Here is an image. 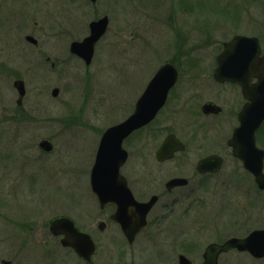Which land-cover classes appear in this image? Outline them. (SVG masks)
Here are the masks:
<instances>
[{
  "label": "rangeland",
  "instance_id": "1",
  "mask_svg": "<svg viewBox=\"0 0 264 264\" xmlns=\"http://www.w3.org/2000/svg\"><path fill=\"white\" fill-rule=\"evenodd\" d=\"M41 2L56 9L62 6L57 13L43 11L44 32L39 36V48L57 61L56 69L51 70V62H45L41 50L26 45L21 59L27 88L26 120L21 122L12 119L18 97L14 81L0 80L1 206L41 209L46 224L56 215L72 216L92 233L98 246L97 264H155L165 253L166 264H179L180 253L195 264L198 250L209 242L203 232H197L202 203L208 208L207 219L216 216L217 221L229 211L226 187L216 178L201 181L195 172L198 158L211 146L203 138L206 131L200 129L196 108L210 96L206 87L213 85L206 64L211 62L213 67L223 41L250 30L246 14L257 15L260 10L264 14V0H98L95 4L76 0L73 28L67 0ZM104 14L110 17L108 32L97 43L92 63L86 65L69 52L70 42L85 36L89 21ZM15 61L18 67L19 58ZM165 61L178 68L179 81L166 109L124 142L129 157L122 172L143 199L173 176L189 178L187 186L166 196V252L155 251L162 241L153 239L155 234L147 236L153 232L152 226L130 246L110 220L114 207L101 210L90 184L102 132L133 112ZM56 86L60 93L53 97ZM169 132L176 133L188 147L159 163L155 152ZM43 138L54 144L49 155L38 147ZM9 172L20 175L19 184L6 186ZM11 178L10 182L16 180ZM32 189L36 192L33 197ZM236 204H241L239 198ZM22 216L19 211L8 217ZM102 219L108 225L101 231L98 222ZM1 258L15 264H85L72 248L50 239L39 249L24 246L22 239L0 240V264ZM236 260V264H247L246 258Z\"/></svg>",
  "mask_w": 264,
  "mask_h": 264
},
{
  "label": "flooded vegetation",
  "instance_id": "2",
  "mask_svg": "<svg viewBox=\"0 0 264 264\" xmlns=\"http://www.w3.org/2000/svg\"><path fill=\"white\" fill-rule=\"evenodd\" d=\"M0 1V80L11 78L14 81V87L15 81L24 80L23 74L25 73V67H23L21 59L25 58L26 45H30L35 49L41 50V53L45 58V62L47 64L51 62V70H55L57 61H53L50 56H46V53L43 49H40L41 46L39 36L41 37L43 34L42 32H44L42 28L43 23L41 20L43 11L45 10L50 12L52 10V12L55 11L57 13L58 10L61 11L60 9L62 8V6L61 8L60 6H58V9H56V7L51 8L49 4L43 5V3L41 2L42 0ZM46 1L49 2L52 0ZM75 1L76 0H67V12L70 17V27H72L71 25H73L74 23V8L76 5ZM87 1L95 4L98 0H96L95 2H92L91 0ZM248 12H251V10H249ZM261 12L262 10H260V13H258L257 15L246 14V20L249 23L250 30L246 33H236L228 40L223 41L221 49L215 54V63L213 67H211V62L206 64V62L203 61V63L208 66L206 74L211 79L213 85L210 87H206L210 96L208 98H205L204 101L199 105L197 104V107L195 105V107L197 108V114L200 118V120L198 121L200 129L206 131V133L203 134L205 135L203 136V138L206 139L207 143L211 146L210 150L207 153L198 158L197 162L195 163V172L196 175L201 178V181L209 180V178H216V181L220 184V186L223 184L226 187V191L228 192L229 211L227 216H220L217 221L216 216L207 219L206 214L208 208H205L204 202L202 203V213L200 211L202 217H200V219L198 220L201 221L199 222V228L197 232H203L205 234V237H208L209 242L198 250V259L195 264L205 263L207 248L210 244L215 243L219 247H221L224 246L228 242V240L232 238H246L250 237L253 233H255L254 237L249 243V247L247 249L241 250L238 247H228L227 249L221 248L217 253L216 263L236 264V259L242 258L243 260V258H246L247 264H264V84L262 80V76L264 75V63L259 64L254 68L250 65H245L243 67L244 70H246L244 73L240 72V70H242L243 68H239L238 73L233 74L234 77L244 78L246 80L244 84L237 82L231 78L226 80H219L215 75V71L218 66V55L224 49L225 44L237 35H245L248 37L256 38V41H250L249 44L252 47L258 46L260 49L259 57H264V14H261ZM103 16L108 15L104 14L102 16H97L93 20L89 21V30L85 36L77 39L72 38L69 45V52L72 55L85 62L83 57L71 51V44L74 41H82L85 37L90 35V23ZM108 18L110 25V17L108 16ZM108 29L109 26L102 37L96 42L92 61L95 56L96 45L106 35ZM212 41L213 40H211L209 44H212ZM17 57L19 58L18 67H16L15 61ZM165 63L166 61L163 64ZM230 67L232 69H237L239 66L236 65L235 62H232L230 64ZM178 81L170 89L166 103L160 110V112L166 109L168 101L170 97H172L171 94ZM15 89L17 91L18 97L16 99V107H13V110L11 109L13 114L12 119L14 122H21L26 120V110L23 104L27 95V88L21 103L19 102V92L16 87ZM52 96L57 97L53 94ZM208 103L214 104L217 110L207 111L205 106ZM8 111H10V108L8 109ZM160 112L158 113V115L160 114ZM5 118L6 117H3L1 121L3 122ZM241 126H243L244 128V136L241 138H236V140H234L236 130ZM223 128H227V131L225 132ZM106 129L102 132V135L106 131ZM135 132H137V130L132 132L125 139V141ZM178 138L181 140V142H183L184 149L176 151L173 157L165 159L163 161L158 160L155 154L156 160L159 163H164L168 160H171L176 154L187 149L188 144L180 137ZM43 140H48L52 143L51 150L46 151L40 147V143ZM235 141H237L239 146H236V144L234 143ZM38 147L44 154L49 155L54 149V144L51 140L43 138L39 142ZM238 150L244 153L246 159H242L237 155L236 152ZM208 156L215 157V165L213 164L214 169L205 172H199L197 170V164L200 162V160ZM127 161L128 158L126 162ZM126 162L121 166L120 171L126 177L128 186L135 198L138 201H148L152 196L156 195L157 201L154 203L148 214L146 226L136 235L133 243L128 242L121 224L112 218L114 211L109 215L110 220L118 225L123 237L127 240L130 246H134L137 240L140 239L141 236L152 226L153 232L147 233V236L149 237L155 234L153 235V239L162 241L161 247L155 251L165 250L166 252V236L168 235V232H166V196L171 195L173 192L187 186L190 180L186 176H173L164 183V186L156 190L155 193L150 194L149 196H145V198L143 199L137 194L128 177L122 172ZM130 171H133V167L130 169ZM11 177L16 180L10 182L12 179ZM176 177L186 178L187 183L184 185H175L171 189H169L167 187L168 181ZM5 178L6 186H13L14 184L20 183V175L16 176L15 174L9 172L7 175H5ZM31 193L33 197L36 192L34 189H32ZM237 198H239V200L241 201L240 205L236 204ZM160 203H162V206L160 207L162 210L160 211L161 213L158 214L157 207ZM1 204L3 203L1 202ZM1 204L0 214L3 213V219L2 221L0 220L1 241L10 239H22L24 242V246H34L36 249H39L42 246L43 241L50 239L51 241L58 240L63 248L71 249V246H65L62 243V240L65 238V234H56L51 229V221L58 215L53 216L46 224L41 218V209L20 208L12 210L7 209V207H5L4 205L1 206ZM99 206L101 210H105V208H107L108 206L114 207V210L116 208V206L112 203H108L104 207H102L99 203ZM19 211L23 215L22 217H8L9 215H17ZM230 214L232 215L230 216ZM73 219L75 220L78 229L89 233L92 236L93 240H95L89 229L85 228L75 218ZM107 225L108 223L106 220L102 219L98 222V228L101 231L105 230ZM97 252L98 251H96V253L93 255V261L95 263L96 261L94 258ZM81 260H83V262L87 264L86 260H84L83 258H81ZM155 262V264H166V253L161 257L158 256ZM1 263L15 264V261L7 258H1Z\"/></svg>",
  "mask_w": 264,
  "mask_h": 264
},
{
  "label": "water",
  "instance_id": "3",
  "mask_svg": "<svg viewBox=\"0 0 264 264\" xmlns=\"http://www.w3.org/2000/svg\"><path fill=\"white\" fill-rule=\"evenodd\" d=\"M91 1L95 2L96 0ZM108 25V16H103L92 21L90 23V35L82 41H74L71 44V51L83 57L86 64H90L94 55L95 44L106 32ZM256 40L254 37L237 35L228 41L217 57L216 78L219 80L231 78L244 84L246 81L244 78L234 77L233 74L238 73V69L243 68L245 65H250L254 68L264 63V57H259V47H252L249 44L250 41ZM232 62H235L239 67L232 69L230 67ZM245 71L244 68L240 70L241 73ZM178 75V69L170 62H166L157 70L137 100L133 113L120 123L108 127L103 133L95 163L92 167V190L97 195L102 207L108 203L116 205L112 218L121 224L130 243H133L136 235L146 226L148 213L157 201V196H152L148 201H138L134 197L128 186L126 177L120 172L121 166L128 158V151L124 148L123 142L132 132L149 124L156 117L160 109L165 105L168 93L177 82ZM262 80L264 84V75L262 76ZM14 85L19 92V102L21 103L26 93L25 82L24 80H17ZM59 91L60 88L55 87L52 90V94L57 96ZM205 108L207 111L217 110L216 106L212 103L206 104ZM243 132V126L239 127L236 130L234 140L243 137ZM234 143L236 146H239L237 141ZM40 147L43 150L49 151L52 148V143L48 140H43L40 143ZM183 149V142H181L175 133H169L158 148L156 156L158 160L163 161L173 157L176 151ZM236 153L242 159H246L242 151L238 150ZM214 158V156H208L200 160L197 164V170L199 172L213 170ZM186 183V178L176 177L168 181L167 187L171 189L175 185H184ZM51 229L56 234H65V238L62 240L63 245L73 247L77 254L86 260L88 264H96L93 261V255L97 251L95 241L89 233L78 229L72 217L59 215L53 218ZM254 234L246 238H232L221 247L215 243L210 244L207 248L204 264H217L216 256L221 248L238 247L241 250L247 249ZM179 263L193 264V261L187 255L181 253L179 254Z\"/></svg>",
  "mask_w": 264,
  "mask_h": 264
}]
</instances>
